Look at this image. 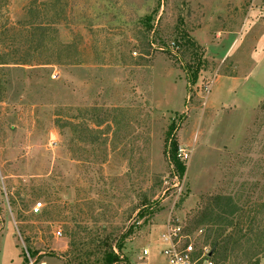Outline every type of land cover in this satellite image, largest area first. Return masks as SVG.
<instances>
[{"label": "rangeland", "instance_id": "374dc122", "mask_svg": "<svg viewBox=\"0 0 264 264\" xmlns=\"http://www.w3.org/2000/svg\"><path fill=\"white\" fill-rule=\"evenodd\" d=\"M168 221L264 264V0H0V264H160Z\"/></svg>", "mask_w": 264, "mask_h": 264}, {"label": "built area", "instance_id": "2783aa9c", "mask_svg": "<svg viewBox=\"0 0 264 264\" xmlns=\"http://www.w3.org/2000/svg\"><path fill=\"white\" fill-rule=\"evenodd\" d=\"M180 158L186 157L182 149L179 150ZM42 208V204H33L32 211L37 213ZM59 231L56 235H60ZM195 235V237H193ZM203 235L202 228L187 231L185 226L175 221H168L159 235L161 245L157 247L156 253L161 257L160 264H212L208 257L209 249L206 246L198 248L197 238ZM152 250L145 246L137 256L136 264H158L151 260Z\"/></svg>", "mask_w": 264, "mask_h": 264}, {"label": "trees", "instance_id": "16d2710c", "mask_svg": "<svg viewBox=\"0 0 264 264\" xmlns=\"http://www.w3.org/2000/svg\"><path fill=\"white\" fill-rule=\"evenodd\" d=\"M194 78H195V76L193 77V80H194ZM168 138H169V136H168ZM170 148H171V150H169L170 159L174 163V165H176V167L181 170L182 166L180 165L179 159L176 156L177 147H176V142H175L174 139H171ZM209 234L210 233L208 231V233L205 232V235H203L204 236L203 237L204 243H205V241L206 242L208 241V239L210 237ZM231 237H232L231 235L230 236L228 235L227 236L228 240H230ZM226 244H228V241H227V243H224V245H222V246L220 245V243L217 240H213L211 242L210 247H209L210 249H213V253L211 255V258H212L213 255L215 256L220 251H222L224 253L222 258H220L216 262V264H225V262L227 260V257L229 256L228 249L226 248ZM118 248L120 249L121 245H118ZM234 248H235V246H234ZM222 252H221V255H222ZM258 262H259V260L257 258V259H255L253 261V264H258ZM99 264H121V262H120V259L117 256H115L113 253L109 252V253H106V254L103 255V258H102V260H101V262Z\"/></svg>", "mask_w": 264, "mask_h": 264}, {"label": "water", "instance_id": "95a60500", "mask_svg": "<svg viewBox=\"0 0 264 264\" xmlns=\"http://www.w3.org/2000/svg\"><path fill=\"white\" fill-rule=\"evenodd\" d=\"M212 253H213V249H210V250L208 251L207 256H208V257H211Z\"/></svg>", "mask_w": 264, "mask_h": 264}, {"label": "crops", "instance_id": "0c3cea01", "mask_svg": "<svg viewBox=\"0 0 264 264\" xmlns=\"http://www.w3.org/2000/svg\"><path fill=\"white\" fill-rule=\"evenodd\" d=\"M151 257L154 258V257H155V254L152 253ZM152 258H151V260L153 261ZM262 263H263V259H262V261H261V264H262Z\"/></svg>", "mask_w": 264, "mask_h": 264}]
</instances>
